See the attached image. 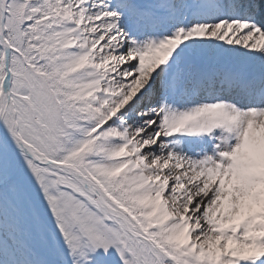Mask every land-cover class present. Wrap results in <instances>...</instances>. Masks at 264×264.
Returning a JSON list of instances; mask_svg holds the SVG:
<instances>
[{"label":"snow or ice","instance_id":"6c2138e0","mask_svg":"<svg viewBox=\"0 0 264 264\" xmlns=\"http://www.w3.org/2000/svg\"><path fill=\"white\" fill-rule=\"evenodd\" d=\"M0 264H264V0H0Z\"/></svg>","mask_w":264,"mask_h":264}]
</instances>
